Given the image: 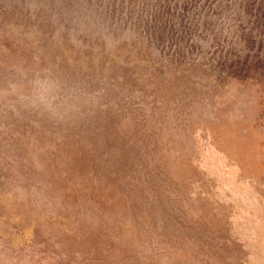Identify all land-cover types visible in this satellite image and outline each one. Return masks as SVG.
Wrapping results in <instances>:
<instances>
[{"label": "rangeland", "instance_id": "374dc122", "mask_svg": "<svg viewBox=\"0 0 264 264\" xmlns=\"http://www.w3.org/2000/svg\"><path fill=\"white\" fill-rule=\"evenodd\" d=\"M0 264H264V0H0Z\"/></svg>", "mask_w": 264, "mask_h": 264}]
</instances>
